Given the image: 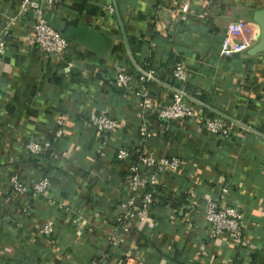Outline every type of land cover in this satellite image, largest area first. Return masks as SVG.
I'll list each match as a JSON object with an SVG mask.
<instances>
[{"label":"crops","instance_id":"crops-1","mask_svg":"<svg viewBox=\"0 0 264 264\" xmlns=\"http://www.w3.org/2000/svg\"><path fill=\"white\" fill-rule=\"evenodd\" d=\"M17 2L0 0V264H89L99 256L106 264H264V51L218 53L226 24L235 19L244 22L250 45L257 40L251 14L263 0H113L115 15L105 8L108 0H55L44 15L67 41L57 58L29 42L33 16L16 15ZM129 57L169 84L173 63L182 62V89L231 123L229 135L219 139L194 119L165 122L150 115L140 137L136 83L112 85L117 71L137 75ZM147 88L153 102L169 101V89ZM91 112L117 121L102 144L87 129ZM59 114L67 135L51 143L52 165L62 176L61 197L73 208L66 215L47 205L60 196L52 182L43 197L31 199L29 191L27 212L28 198L9 190L6 169L31 180L37 163L24 143L48 138ZM69 141L74 150L65 155ZM123 143L133 153L176 155L182 165L172 177L155 173L147 223L130 228L114 247L109 237L128 164L114 153ZM220 186L227 189L220 206L241 214L238 243L209 237L203 222L204 197ZM51 215L54 231L45 238L37 228Z\"/></svg>","mask_w":264,"mask_h":264},{"label":"built area","instance_id":"built-area-1","mask_svg":"<svg viewBox=\"0 0 264 264\" xmlns=\"http://www.w3.org/2000/svg\"><path fill=\"white\" fill-rule=\"evenodd\" d=\"M54 1L18 0L16 15H22L28 11L32 13L33 20L30 25L29 42L41 53L57 58L66 50L67 41L56 29L48 24L44 15L46 8ZM186 7L187 3H182L181 11L184 12ZM105 8L110 14H116L113 0H108ZM243 25L244 22L241 19H235L226 24L219 43L218 53L220 55L230 57L250 46V40L243 37ZM3 48V41L0 38V53ZM132 66L137 74L135 78H132L126 72L117 71L112 79V85L119 88H127L133 81L136 83V108L142 122L137 128L140 137L147 135L146 120L150 115H156L165 122L194 119L206 132L219 139L226 138L229 135L231 123L227 124L217 112L209 114L212 109L198 99L193 97L199 101L196 102L190 98L192 96L182 89L181 84L186 78V71L182 62L175 61L172 65L170 73L173 84L162 82L146 67H141L134 63H132ZM147 83L159 84L169 89L171 93L169 101L166 103L153 102ZM63 120V116L60 114L54 117V127L48 138L41 135L37 141L29 140L24 143V147L31 157L39 155L48 149L53 157L51 143L67 135ZM86 121L87 129L91 130L94 135H99L101 144L106 141V137L112 136L117 128L116 119L104 113L91 112L88 114ZM74 144L75 141H69L65 155H69L74 150ZM114 154L118 160H128L123 175L125 190L121 192V198L118 201L120 209V213L116 218L118 224L109 237V244L115 247L126 238L130 228H139L142 223L147 221L156 193L155 173L158 171L161 176L172 177L178 173L182 160L176 155L159 156L152 151L146 150L133 153L130 150V145L126 143L115 148ZM36 172L30 171L32 173L31 180H24L7 167L6 181L9 190L20 197H27L30 191L32 199L45 196L53 185H56L57 191L64 189L62 176L57 171L54 170L47 175H43L41 171L36 170ZM33 176L35 178H32ZM226 193L227 189L225 186H220L216 190V194L204 197L203 222L209 237L213 239L228 237L232 242L238 243L242 236L243 227L241 214L231 205L220 206L219 203L224 200ZM58 198L57 200L51 198L47 205L56 210H62L66 215H69L73 208L71 203H67L66 199L61 196ZM31 210L32 204L28 198L26 211L31 212ZM54 218L51 215L39 224L37 231L40 236L48 238L53 234ZM74 221L75 219L72 220V222ZM191 222H193L191 217L186 218L187 224L190 225ZM130 241L133 242V239H130ZM89 264H106V262L99 256L91 259ZM123 264H127V261L125 260Z\"/></svg>","mask_w":264,"mask_h":264},{"label":"water","instance_id":"water-1","mask_svg":"<svg viewBox=\"0 0 264 264\" xmlns=\"http://www.w3.org/2000/svg\"><path fill=\"white\" fill-rule=\"evenodd\" d=\"M252 20L258 25L259 27V34L258 38L255 42L251 43V45L246 49L248 54H255L260 51H264V0L263 5L259 9L255 10L251 14ZM129 59L132 61V59L129 57ZM133 63V61H132ZM196 102H199L198 100L194 99L193 97H190ZM250 130V128H249Z\"/></svg>","mask_w":264,"mask_h":264},{"label":"trees","instance_id":"trees-1","mask_svg":"<svg viewBox=\"0 0 264 264\" xmlns=\"http://www.w3.org/2000/svg\"><path fill=\"white\" fill-rule=\"evenodd\" d=\"M198 97L200 98V96ZM38 156L40 157L38 160L35 159V156L32 157V160L35 161V163H37L35 166H33L36 168V169L34 168V170L38 169L37 171H41L43 175L50 174L52 171L56 170V168H54L52 165L53 160H52V156L50 155L49 149L40 153ZM57 192L60 196H64L63 194L66 193L65 188Z\"/></svg>","mask_w":264,"mask_h":264}]
</instances>
